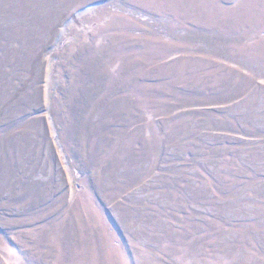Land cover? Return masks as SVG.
Returning <instances> with one entry per match:
<instances>
[{
  "label": "rangeland",
  "instance_id": "obj_1",
  "mask_svg": "<svg viewBox=\"0 0 264 264\" xmlns=\"http://www.w3.org/2000/svg\"><path fill=\"white\" fill-rule=\"evenodd\" d=\"M0 264H264V0H0Z\"/></svg>",
  "mask_w": 264,
  "mask_h": 264
}]
</instances>
